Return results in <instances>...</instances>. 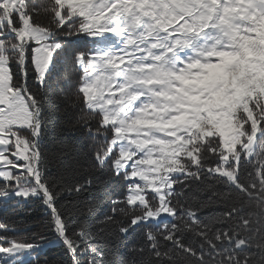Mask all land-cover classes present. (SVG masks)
I'll use <instances>...</instances> for the list:
<instances>
[{
    "label": "snow or ice",
    "instance_id": "snow-or-ice-1",
    "mask_svg": "<svg viewBox=\"0 0 264 264\" xmlns=\"http://www.w3.org/2000/svg\"><path fill=\"white\" fill-rule=\"evenodd\" d=\"M9 211L0 264H264V0H0Z\"/></svg>",
    "mask_w": 264,
    "mask_h": 264
},
{
    "label": "trees",
    "instance_id": "trees-1",
    "mask_svg": "<svg viewBox=\"0 0 264 264\" xmlns=\"http://www.w3.org/2000/svg\"><path fill=\"white\" fill-rule=\"evenodd\" d=\"M31 2V0H30ZM37 2H39V0H37ZM39 205V201H33L31 205V207H34L36 208V212L34 213L33 217L31 218H27V219H40L44 213L41 211V209L38 207ZM0 219H7V220H10V221H13V222H18L21 218L20 217H17V216H13L10 211L9 212H0ZM29 232H34V231H37L36 228H31V229H28ZM50 255H59L60 254V250L58 248H53L51 249Z\"/></svg>",
    "mask_w": 264,
    "mask_h": 264
}]
</instances>
